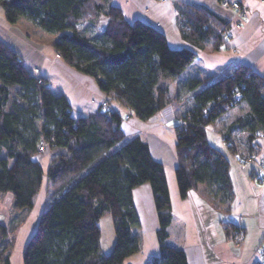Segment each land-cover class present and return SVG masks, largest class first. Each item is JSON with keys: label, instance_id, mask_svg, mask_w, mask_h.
<instances>
[{"label": "trees", "instance_id": "16d2710c", "mask_svg": "<svg viewBox=\"0 0 264 264\" xmlns=\"http://www.w3.org/2000/svg\"><path fill=\"white\" fill-rule=\"evenodd\" d=\"M0 7L9 24L24 19L56 35L55 53L93 78L106 102L116 99L142 121L171 103L170 86L194 61L195 50L223 48L232 28L203 5L177 3L178 30L190 47L172 48L163 32L140 19L128 22L111 0H0ZM101 16L107 18L101 32L87 36L79 30L81 24L93 27ZM208 78L178 83L191 105L175 117V179L181 198L201 184L214 208L227 214L233 200L229 162L209 143L205 128L236 106L233 96L240 93L239 103L248 111L222 136L235 151L230 133L244 132L248 155L253 153L257 133H264V77L238 64L204 83ZM14 88L19 94L10 102ZM124 120L120 111L100 107L74 117L66 97L46 80L38 84L23 59L0 41V196L11 195L13 214L8 225L0 222V264H9L13 243L5 240L25 221L41 186L36 159L41 138L50 149L63 150L51 158L48 181L68 180L42 211L23 264H123L140 248L132 191L143 183L150 185L158 221L159 254L149 264H188L185 252L167 243L172 213L164 166L139 135H125ZM104 215L111 216L115 236L108 253L100 245L98 222ZM224 230L232 239L239 229L228 223Z\"/></svg>", "mask_w": 264, "mask_h": 264}, {"label": "crops", "instance_id": "0c3cea01", "mask_svg": "<svg viewBox=\"0 0 264 264\" xmlns=\"http://www.w3.org/2000/svg\"><path fill=\"white\" fill-rule=\"evenodd\" d=\"M233 2L239 3L240 9L233 8ZM111 3L121 9L128 22L140 19L163 32L168 45L172 48L190 47L181 38L178 30V15L175 8L177 3L203 5L232 24L241 23V28L234 29V36L226 39L223 48L207 52L195 50L197 56L194 61L170 86V93H175V98L168 106L146 121L134 116L124 120L121 129L128 138L139 135L148 144L152 157L164 166L172 213L167 243L181 248L185 252L188 264L259 263L256 257L264 241V137L259 141L253 160L242 163L239 161V155L248 154L244 132L233 130L230 133L235 151L230 149L222 136L225 128L234 119L248 111L247 106L245 108L234 106L205 128L209 143L229 162L233 200L227 214L214 208L201 184L191 189L186 198L180 197L175 179L177 160L174 123L176 115L183 112V103L191 102L189 94L179 89V82L187 78L210 77L204 81L208 83L212 79L226 75L232 66L238 64L249 66L264 77V0H111ZM101 17L97 24L103 29L107 18ZM91 33L99 31L93 27ZM46 35L47 33L24 19L9 24L0 7V41L17 53L29 68L37 69L35 76L50 81L53 85L51 89L66 97L74 117L96 112L101 102L106 100V94L98 89L93 78L77 72L56 56L53 48L54 37H50V48L46 49L45 44L48 43H43ZM109 105L116 111H129L116 99H112ZM57 150L59 148L50 151V161L54 154L63 151ZM36 159L39 161V157ZM46 172L43 171L41 186L33 200V207L19 229L13 251L9 256V264H23L26 244L37 227L42 211L54 198L50 192L51 183ZM257 172L260 176H255ZM132 196L140 220V228L136 231L140 237V248L125 258L123 264H149L159 254L156 238L158 221L150 185L147 183L138 185L133 189ZM3 197L11 202L9 193ZM3 215L0 210L2 224ZM103 217L98 222L101 231L100 245L102 252L108 253L115 236L112 231L111 236L103 240L100 226ZM228 223L244 229L245 237L241 244L237 245L227 237L224 225ZM111 224L113 227V221Z\"/></svg>", "mask_w": 264, "mask_h": 264}, {"label": "rangeland", "instance_id": "374dc122", "mask_svg": "<svg viewBox=\"0 0 264 264\" xmlns=\"http://www.w3.org/2000/svg\"><path fill=\"white\" fill-rule=\"evenodd\" d=\"M102 19H106L104 16H102L101 17ZM105 23H106V21H105ZM92 25H93V27H94V29H98V31L99 32H101L105 27H103V29H101V27L99 28V25L97 24V21L96 22H94V23H92ZM93 27H91V26H89V25H86V24H81L80 26H79V30L80 31H82V33H84V34H86L87 36H92V31H93ZM42 31V30H41ZM45 33V32H44ZM44 37H45V35H43ZM50 37H54V41H55V39H56V36L54 35V34H47L46 35V38H43V43H48V44H45L46 45V49L47 48H50V45H49V42H50ZM40 39V38H39ZM2 42V41H1ZM56 56L57 57H59L58 56V54H56ZM26 64V63H25ZM27 65V64H26ZM31 69V68H30ZM31 71H32V73L33 74H36L38 71H37V69H35V68H33V69H31ZM36 77H38V76H36ZM41 79H42V81H44L45 79L44 78H42L41 77ZM45 83V82H44ZM46 85L49 87V88H52V84H51V82L50 81H48V80H46ZM17 91H18V93H17ZM55 91V90H54ZM56 92V91H55ZM60 93V92H59ZM18 94H19V90H17V88H14V89H12L11 90V100H10V102L11 101H13L14 99H16L17 98V96H18ZM171 94V93H170ZM171 100H173L174 98H175V93H172L171 94ZM105 101V100H104ZM107 104H109L108 102H107ZM184 105H183V112H184V110H186L187 108H189L190 107V105H191V103H187V102H185V103H183ZM236 106H238L239 108L240 107H243V108H245V103H238ZM51 150H53V149H50L49 147H48V150L42 155V156H38L39 157V161H40V164H41V166H42V169H43V171L44 172H46V170H47V167H48V164H49V161H50V156H51ZM61 149H59V150H57V151H60ZM257 150H258V148L256 149V150H253L254 152L253 153H251V154H253V155H255L256 154V152H257ZM56 151V150H55ZM62 152V151H61ZM250 155V154H249ZM247 156H248V154H247ZM247 163H249V162H247ZM255 176H256V173H255ZM65 182H66V179H64V180H61V181H59V182H57V183H55V184H51V189H50V192L52 193V196L53 197H55V196H57L58 195V193H59V191L63 188V186L65 185ZM148 184V183H147ZM11 202H9V200L7 199V198H4V197H0V210H2V214H4L3 215V224L4 225H8L9 224V220L13 217L12 215V213H11ZM28 217V216H27ZM1 219V220H2ZM27 219V218H26ZM26 219H25V221H26ZM112 218H111V216H109V215H106V216H104L103 217V219L101 220V222H100V226H101V228H102V232H103V240H107L108 239V237L109 236H111V233H112V231H114V229H113V227H112V224H111V220ZM24 221V222H25ZM0 222H2V221H0ZM24 222L19 226V228L15 231V232H12L11 234H9L8 235V237L6 238V242H8V243H10L11 241H12V250H11V253H12V251H13V248H14V245H15V242H16V239H17V234H18V232H19V229L21 228V226L24 224ZM106 222H108V224H106ZM242 232H243V237H242V240L240 239V242H237L236 240H235V234H234V236H233V238H232V241L235 243V244H237V245H239V244H241L242 242H243V239H244V237H245V231H244V229L242 228ZM114 234V233H113ZM264 242V241H263ZM262 242V243H263ZM10 253V254H11ZM257 261L259 262V263H261L262 264V259H261V257H260V255L259 254H257Z\"/></svg>", "mask_w": 264, "mask_h": 264}, {"label": "built area", "instance_id": "2783aa9c", "mask_svg": "<svg viewBox=\"0 0 264 264\" xmlns=\"http://www.w3.org/2000/svg\"><path fill=\"white\" fill-rule=\"evenodd\" d=\"M232 7L235 9H240V4L237 2H233ZM240 28H241L240 22H236V23L232 24V28L228 31L226 38L231 39L234 36V29H240ZM42 83H43V81H42L41 77L38 76V84H42ZM240 98H241V94L236 93L233 96L234 103H239ZM100 108L103 111L111 110L110 105L107 104L106 101L101 102ZM121 113L124 115L125 119H129L130 117H133L132 112H130V111L121 112ZM263 137H264V133H261V132L257 133L256 139L253 143V149L254 150H256L258 148L259 141H261L263 139ZM48 147H49L48 142L45 139H42V138L39 139V141L36 144V153H37L36 157L38 158V156H42L48 150ZM238 158H239L240 162L247 163V162H251L253 160L254 155L253 154H250L248 156L247 155H239ZM256 175L260 176V173L257 172ZM238 229L239 230L235 234V240L237 242H240V239L242 240V237H243V232H242L241 226H238ZM259 254H260V257L262 259V264H264V242L260 245Z\"/></svg>", "mask_w": 264, "mask_h": 264}]
</instances>
